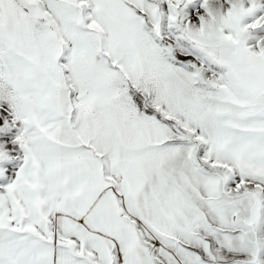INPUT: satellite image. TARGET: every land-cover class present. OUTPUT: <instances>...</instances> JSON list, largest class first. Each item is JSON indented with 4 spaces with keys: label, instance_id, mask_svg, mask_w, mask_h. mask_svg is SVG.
Returning <instances> with one entry per match:
<instances>
[{
    "label": "snow or ice",
    "instance_id": "snow-or-ice-1",
    "mask_svg": "<svg viewBox=\"0 0 264 264\" xmlns=\"http://www.w3.org/2000/svg\"><path fill=\"white\" fill-rule=\"evenodd\" d=\"M0 264H264V0H0Z\"/></svg>",
    "mask_w": 264,
    "mask_h": 264
}]
</instances>
